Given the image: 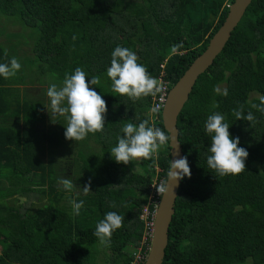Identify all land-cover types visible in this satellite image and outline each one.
I'll use <instances>...</instances> for the list:
<instances>
[{
	"label": "trees",
	"instance_id": "16d2710c",
	"mask_svg": "<svg viewBox=\"0 0 264 264\" xmlns=\"http://www.w3.org/2000/svg\"><path fill=\"white\" fill-rule=\"evenodd\" d=\"M234 1L0 0V12L12 18L8 25L23 29L14 35L21 38L20 45L30 46L33 55L20 57L0 45V63L16 57L29 65L22 62L20 78L0 76V264H94L96 225L110 211L125 218L110 246H103L111 252L108 264H133L144 235L140 215L153 182L166 179L171 149L162 147L155 163L141 159L138 172L112 158L111 149L124 135L125 123L138 126L147 119L167 130L162 112H150L151 96L134 101L113 91L107 76L111 53L117 46L131 49L157 79L165 65L172 88L205 51ZM179 43L184 45L182 54H173L172 45ZM33 67L35 76L47 75L58 87L77 67L87 73L89 82L100 78L93 87L107 104L105 128L80 141L82 150L74 162L61 161L62 166L69 164L67 168L60 169L55 157L46 162L40 156L42 137L51 147L73 141L62 134L67 120L59 115L52 132H37L46 107L21 89L25 69ZM217 87L219 93L214 91ZM261 97L264 0H253L179 116L191 178L182 180L163 264H264V113L251 108ZM241 105L245 115L252 111L254 123L236 120L233 109ZM216 112L226 117L230 136L238 137L239 147L249 154L239 175L219 176L207 165L211 136L205 124ZM16 118L27 129H21ZM6 171L8 179L2 178ZM61 178L71 179L75 187L65 190ZM36 195L37 202H21ZM73 199L84 201L79 215L73 212Z\"/></svg>",
	"mask_w": 264,
	"mask_h": 264
},
{
	"label": "clouds",
	"instance_id": "9594fccd",
	"mask_svg": "<svg viewBox=\"0 0 264 264\" xmlns=\"http://www.w3.org/2000/svg\"><path fill=\"white\" fill-rule=\"evenodd\" d=\"M183 47V43L174 44L171 52L182 54L179 50ZM138 59L137 54L127 47L117 46L114 49L111 53L110 67L107 69V76L112 81L113 91L134 101L149 96L154 99L159 97V100L163 101L165 99L164 83L153 77L147 67L138 62ZM21 67L18 58L12 57L9 63H0V76L5 79L12 78L21 70ZM99 84L98 76L92 77L89 82L87 73L77 67L71 75L66 74L62 87L56 84L48 87L46 95L50 99L52 114L67 120L64 133L66 139L77 142L84 140L89 133L94 134L104 130L107 104L93 87ZM214 91L219 93V87ZM222 94L227 96V89H224ZM162 107L161 103H154L150 109L151 114H158ZM251 108L264 113V97L260 98L259 105L252 103ZM233 115L236 120H246L250 124L256 121L252 111L244 114L243 105L238 109H233ZM229 127L226 117L219 112L209 115L205 124V130L211 136L207 165L219 176L239 175L244 172L245 161L249 155L246 149L239 147V138L230 136ZM122 132L124 135L117 137L118 143L110 152L118 164L127 165L139 159L153 160L155 163L153 158L158 159L160 149L172 146L171 133L150 125L147 119L138 126L131 122L125 123ZM185 177L191 178V169L187 157H182L170 161L166 179L153 187L156 188L159 196H165L169 191L170 183L179 182ZM59 183L68 191L75 187L71 179L61 178ZM90 184L91 181L84 186L85 194L90 191ZM70 203L74 214L79 215L84 207V201L77 202L73 199ZM124 218L110 211L97 223L94 235L101 244L110 246L112 234L123 226Z\"/></svg>",
	"mask_w": 264,
	"mask_h": 264
},
{
	"label": "water",
	"instance_id": "95a60500",
	"mask_svg": "<svg viewBox=\"0 0 264 264\" xmlns=\"http://www.w3.org/2000/svg\"><path fill=\"white\" fill-rule=\"evenodd\" d=\"M252 2L253 0H235L231 4L223 25L214 34L205 51L193 61L184 75L171 88L168 101L162 112L165 129L172 135L171 161L184 157L178 128L180 114L188 103L199 78L208 72L218 56L224 51ZM181 185L182 180L170 183L168 193L161 198L151 249L145 264L164 263Z\"/></svg>",
	"mask_w": 264,
	"mask_h": 264
},
{
	"label": "rangeland",
	"instance_id": "374dc122",
	"mask_svg": "<svg viewBox=\"0 0 264 264\" xmlns=\"http://www.w3.org/2000/svg\"><path fill=\"white\" fill-rule=\"evenodd\" d=\"M10 19L12 18L4 16L0 12V45H2L6 50L11 51L13 54L17 56L23 57L24 55H28V56L33 57L32 52L30 50V46L20 45L19 42H21L22 40L19 41L18 38L20 37H17V38L15 37V35L18 34L15 31H18L19 34H22L23 29L12 27L11 23L10 25H8V22H10ZM22 62L25 63V65H28L27 61L24 62L22 60ZM22 62L20 61L21 65L24 67ZM34 67L30 70L28 69H25L26 71L24 70L26 74L25 75L26 78H24L26 83L22 85L21 89H22V94H26L28 98L30 97L29 98L30 100L37 102V103L40 101L43 103L44 107H46L44 110V113H42L44 115V120L42 123H39V126L36 129L37 132L39 131L38 132L39 134L43 135L44 132H52V129H54L57 124V121L55 118L56 115H53L51 112L50 99L46 95L47 89L50 86L52 81L49 78L48 79L51 82L47 79V75L42 76L41 79L38 76H35V74L37 73V68L35 69ZM22 69L23 68L21 67V70L17 73V77L19 78L22 75ZM17 81L20 85L22 84L20 82L21 80H17ZM4 122H7L9 124V120L4 121ZM16 122H17V125L21 129H27V124H25V122L23 121H20V118H16L15 123ZM64 132L65 131H62V134H64ZM80 144H81L80 141H77V142L73 141L71 143L69 142V146L65 144H61L58 146L51 147V145L46 140H44V138L42 137V142L40 141V145H39V149H40L39 153L42 159L46 162H48L50 158L55 157L56 159H58L57 161L61 164V165L59 164V168L63 169V167L67 168L69 164L67 163V166L66 164H63L62 166L61 161L65 162L69 158L68 161L71 160V162H74L73 159L76 153L82 150V146ZM140 160L141 159L133 160L132 162H129L128 164L134 171L138 172V170L140 169ZM7 176H8L7 171L2 174V178L4 179H8ZM19 197H21V195H18L16 199H19ZM37 199H38V196L36 195V196H32L31 198L27 197V199H22L21 202L22 203H31L35 201L37 202L38 201ZM103 246L104 245L99 242L92 247L93 251L95 252L94 264H108L109 263L111 252ZM0 251H1V246H0Z\"/></svg>",
	"mask_w": 264,
	"mask_h": 264
},
{
	"label": "built area",
	"instance_id": "2783aa9c",
	"mask_svg": "<svg viewBox=\"0 0 264 264\" xmlns=\"http://www.w3.org/2000/svg\"><path fill=\"white\" fill-rule=\"evenodd\" d=\"M230 6L231 5H228V7ZM161 68L163 71L161 72L158 79L164 83L165 91L163 95L165 99L163 101H160L159 97L155 99L153 98V104L161 103L163 107L161 108L160 112H163L164 107L168 101V96L171 90V86H170V81H168L165 78L166 77L164 72L165 65H162ZM158 171H160V169H158ZM161 181H163V179L160 180L156 179L151 185L148 204L143 208L142 213L140 215L141 220L144 222V235L142 242L138 247L137 252L134 255L133 264H145V262L148 259L151 249L152 239L155 231L157 212L162 198V196H159L158 192L156 191V188L153 186H158Z\"/></svg>",
	"mask_w": 264,
	"mask_h": 264
}]
</instances>
